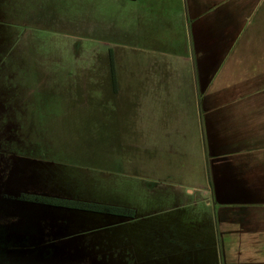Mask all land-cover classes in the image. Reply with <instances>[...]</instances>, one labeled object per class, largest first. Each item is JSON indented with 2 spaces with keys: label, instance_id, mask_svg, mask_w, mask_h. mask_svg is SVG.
Masks as SVG:
<instances>
[{
  "label": "rangeland",
  "instance_id": "1",
  "mask_svg": "<svg viewBox=\"0 0 264 264\" xmlns=\"http://www.w3.org/2000/svg\"><path fill=\"white\" fill-rule=\"evenodd\" d=\"M192 42L184 0H0L1 264H217L197 146L156 124Z\"/></svg>",
  "mask_w": 264,
  "mask_h": 264
},
{
  "label": "crops",
  "instance_id": "2",
  "mask_svg": "<svg viewBox=\"0 0 264 264\" xmlns=\"http://www.w3.org/2000/svg\"><path fill=\"white\" fill-rule=\"evenodd\" d=\"M184 2L191 57L177 58L159 81L190 89L180 84L172 97L162 86L159 137L197 146L205 184L190 194L208 200L191 205L196 253H218L217 264H264V0Z\"/></svg>",
  "mask_w": 264,
  "mask_h": 264
},
{
  "label": "trees",
  "instance_id": "3",
  "mask_svg": "<svg viewBox=\"0 0 264 264\" xmlns=\"http://www.w3.org/2000/svg\"><path fill=\"white\" fill-rule=\"evenodd\" d=\"M129 1H135V0H129ZM27 200L34 201V202H37V203H40V204H44V205H47V206H49V204H55V202H52L51 200L45 199V198L33 197V198H27ZM79 207L84 209V210H87V211H94V212H101V213H104V212L112 213L111 210L106 209V208H101V207H92V206H88V205H82V206H79Z\"/></svg>",
  "mask_w": 264,
  "mask_h": 264
}]
</instances>
